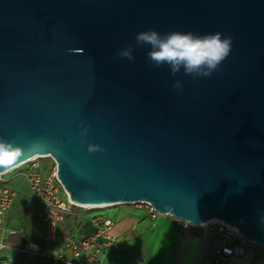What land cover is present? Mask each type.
Returning a JSON list of instances; mask_svg holds the SVG:
<instances>
[{
  "label": "water",
  "instance_id": "95a60500",
  "mask_svg": "<svg viewBox=\"0 0 264 264\" xmlns=\"http://www.w3.org/2000/svg\"><path fill=\"white\" fill-rule=\"evenodd\" d=\"M150 29L220 32L232 51L173 77L136 45ZM0 138L23 149L0 175L48 156L78 205L149 203L264 247V0H0Z\"/></svg>",
  "mask_w": 264,
  "mask_h": 264
},
{
  "label": "crops",
  "instance_id": "0c3cea01",
  "mask_svg": "<svg viewBox=\"0 0 264 264\" xmlns=\"http://www.w3.org/2000/svg\"><path fill=\"white\" fill-rule=\"evenodd\" d=\"M20 187L15 188L16 198L8 212V228L21 230L17 235L4 237L7 247L0 251V264L11 261L12 264H59L51 260H37L28 254L34 250L39 253L55 254L62 248L61 237L67 233L76 236H90L94 229L91 219L100 211L74 209L57 224L58 237L48 241L43 238L44 229L39 214L44 206L35 201L30 194L28 182L22 178ZM118 205L111 217L115 223L113 234L116 243L109 248L103 258V264H200L203 256L205 238H215V233L199 226H190L183 230L180 223L169 217H160L151 221L145 212L135 206ZM133 227L136 229L134 230ZM1 238V232H0ZM255 244L243 246V253L232 258L231 264L253 263ZM264 248V247H260Z\"/></svg>",
  "mask_w": 264,
  "mask_h": 264
},
{
  "label": "built area",
  "instance_id": "2783aa9c",
  "mask_svg": "<svg viewBox=\"0 0 264 264\" xmlns=\"http://www.w3.org/2000/svg\"><path fill=\"white\" fill-rule=\"evenodd\" d=\"M47 174L41 172L39 160L34 158L10 171L0 175V251L7 247L4 237L21 233L16 228H8L6 225L8 212L16 198V192L7 185L4 177L10 173L13 176L21 177L28 182L31 197L44 206V211L39 214L43 225L45 240L51 241L58 237L57 224L74 209L85 211H102L107 208H82L68 199L69 195L57 177L56 166ZM63 196V199L60 196ZM143 210L151 221L160 217H173L157 212L149 203L135 204ZM180 223L183 230L193 226L188 221L174 219ZM94 233L90 236H76L73 233L64 234L61 237L62 248L55 254L39 253L28 251L31 256H39L59 264H103L105 252L116 243V236L113 234L115 223L111 217L104 213L95 215L91 221ZM208 231L215 233V238H205L203 244V256L200 264H231L234 256L243 253V246L249 243L234 227L222 223H207L203 226ZM135 230L136 228L133 227ZM5 264H12L9 260ZM264 264V263H262Z\"/></svg>",
  "mask_w": 264,
  "mask_h": 264
},
{
  "label": "clouds",
  "instance_id": "9594fccd",
  "mask_svg": "<svg viewBox=\"0 0 264 264\" xmlns=\"http://www.w3.org/2000/svg\"><path fill=\"white\" fill-rule=\"evenodd\" d=\"M137 46L148 45V61L159 68L167 65L170 73L175 77L183 69L186 76L209 77L232 51V37L224 36L220 32L198 35L192 32L172 31L161 34L155 30L140 31L135 36ZM120 58L134 61L133 46L118 52ZM175 89L182 87L180 81L173 84ZM87 127H82L80 135L87 136ZM89 153L104 151L99 144H88ZM23 149L12 142L0 138V165H8L20 157Z\"/></svg>",
  "mask_w": 264,
  "mask_h": 264
},
{
  "label": "rangeland",
  "instance_id": "374dc122",
  "mask_svg": "<svg viewBox=\"0 0 264 264\" xmlns=\"http://www.w3.org/2000/svg\"><path fill=\"white\" fill-rule=\"evenodd\" d=\"M39 165L41 167V172L43 174H47L50 171V169L53 167V162L50 158H44V159L39 160ZM4 180L7 182L10 181V185L17 188V189H18V187H20V184L23 181L21 177L13 176L12 173L6 175L4 177ZM60 198L63 199V196L61 195ZM125 206H130V207H133L132 209H134L135 206H137V205H125ZM114 210L115 209H105V210H102L100 212L101 213H108L109 215H113ZM254 249H258V250H256L254 252L251 261L253 263H260V262L264 261V248H260V247L255 246Z\"/></svg>",
  "mask_w": 264,
  "mask_h": 264
},
{
  "label": "bare ground",
  "instance_id": "6f19581e",
  "mask_svg": "<svg viewBox=\"0 0 264 264\" xmlns=\"http://www.w3.org/2000/svg\"><path fill=\"white\" fill-rule=\"evenodd\" d=\"M46 157H48V156L35 157V158H46ZM33 159H34V158H33ZM77 205H78V204H77ZM78 206L87 209V208H108V207H112L113 205H97V206H88V205H83V206H81V205H78ZM209 223H210V222H209ZM211 223H222V224H224L222 221H220V220H218V219H216V220H212ZM235 229H236V228H235Z\"/></svg>",
  "mask_w": 264,
  "mask_h": 264
},
{
  "label": "trees",
  "instance_id": "16d2710c",
  "mask_svg": "<svg viewBox=\"0 0 264 264\" xmlns=\"http://www.w3.org/2000/svg\"><path fill=\"white\" fill-rule=\"evenodd\" d=\"M32 258H35V259H37V260H41V261H45V260H48V259H46V258H42V257H39V256H33Z\"/></svg>",
  "mask_w": 264,
  "mask_h": 264
}]
</instances>
